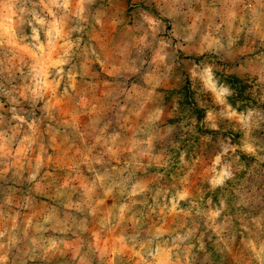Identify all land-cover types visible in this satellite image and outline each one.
<instances>
[{
  "label": "clouds",
  "instance_id": "9594fccd",
  "mask_svg": "<svg viewBox=\"0 0 264 264\" xmlns=\"http://www.w3.org/2000/svg\"><path fill=\"white\" fill-rule=\"evenodd\" d=\"M0 264H264V0H0Z\"/></svg>",
  "mask_w": 264,
  "mask_h": 264
}]
</instances>
